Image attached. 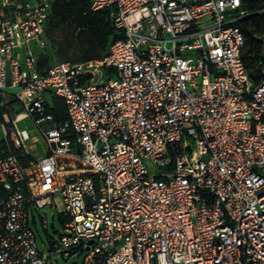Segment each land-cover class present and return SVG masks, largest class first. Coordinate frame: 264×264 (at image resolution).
I'll use <instances>...</instances> for the list:
<instances>
[{
  "label": "built area",
  "instance_id": "built-area-1",
  "mask_svg": "<svg viewBox=\"0 0 264 264\" xmlns=\"http://www.w3.org/2000/svg\"><path fill=\"white\" fill-rule=\"evenodd\" d=\"M54 1L0 0V264H264V65L254 82L240 28L264 0H89L122 36L41 69ZM58 194L44 252L33 227Z\"/></svg>",
  "mask_w": 264,
  "mask_h": 264
},
{
  "label": "trees",
  "instance_id": "trees-1",
  "mask_svg": "<svg viewBox=\"0 0 264 264\" xmlns=\"http://www.w3.org/2000/svg\"><path fill=\"white\" fill-rule=\"evenodd\" d=\"M250 7L256 8L258 4L253 0ZM77 16L85 18L82 28L73 24ZM240 28L246 37L243 59L250 78L258 83L262 79L264 49L261 41L255 36L264 34V16L247 19L240 23ZM54 33L59 36L57 61L53 60L54 55L50 52L48 41ZM121 36V31L115 27L111 9L93 12L90 10L89 0H55L45 27L47 49L39 53L40 68L46 69L59 62L79 63L101 59L108 54L111 44ZM47 108L53 115L55 124L61 125L68 120L67 106L62 98L48 96ZM7 155L8 148L2 139L0 158ZM28 160L31 158L28 157Z\"/></svg>",
  "mask_w": 264,
  "mask_h": 264
},
{
  "label": "rangeland",
  "instance_id": "rangeland-1",
  "mask_svg": "<svg viewBox=\"0 0 264 264\" xmlns=\"http://www.w3.org/2000/svg\"><path fill=\"white\" fill-rule=\"evenodd\" d=\"M84 21L85 18H83L82 16H77L73 20V24L77 28H82V26L84 25ZM47 36H49L48 32H47ZM48 41L50 45V52L54 55L53 60L54 61L59 60L56 54L57 45L59 43L58 34L54 33L52 38H50ZM18 128L20 131H24V130L27 131L30 136V141L27 143V145L29 147V153H30L29 157L31 158V160L39 159L45 156L46 155L45 139L42 136L40 130L34 124V122L31 119L21 120L18 123ZM1 140L2 138H1V129H0V141ZM56 204H57V208L46 209V212L49 213V221H50V226L47 228L48 230L46 231L43 228L38 217H37V225L33 227L35 234L37 236L38 245L41 248V250H43L44 252H48L50 249L49 236L54 237V230L51 227V223H55L56 230H58L60 233L63 232V228L61 224L62 221L58 215L60 212L64 210V204L62 201V196L60 194L56 196ZM53 258L58 261V264H66L59 255L54 254Z\"/></svg>",
  "mask_w": 264,
  "mask_h": 264
},
{
  "label": "water",
  "instance_id": "water-1",
  "mask_svg": "<svg viewBox=\"0 0 264 264\" xmlns=\"http://www.w3.org/2000/svg\"><path fill=\"white\" fill-rule=\"evenodd\" d=\"M44 216H45V218L47 219V217H48V213L45 211L44 212ZM51 227H53V224H51Z\"/></svg>",
  "mask_w": 264,
  "mask_h": 264
}]
</instances>
